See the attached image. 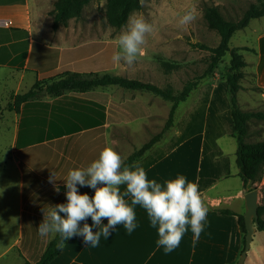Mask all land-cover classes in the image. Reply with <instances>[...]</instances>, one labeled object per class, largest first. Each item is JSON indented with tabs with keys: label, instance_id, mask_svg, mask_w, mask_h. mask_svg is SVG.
<instances>
[{
	"label": "crops",
	"instance_id": "obj_1",
	"mask_svg": "<svg viewBox=\"0 0 264 264\" xmlns=\"http://www.w3.org/2000/svg\"><path fill=\"white\" fill-rule=\"evenodd\" d=\"M53 3L54 0H0V19L9 20L7 26L0 25V101L6 100V106L12 95L28 90L37 80L48 81L64 71L109 72L115 65L112 60L115 52H111L108 39L91 36L77 39L79 35L66 30L67 25L54 30L49 14ZM255 26L251 27L256 33L253 41L244 44L248 47L247 51L253 54L251 61L245 59L247 64L244 69L252 73L254 87L246 89L240 81L237 97L239 100V95L243 94V102L239 101L243 108L264 110V20L260 22V27H256L258 31ZM216 88L206 87L205 92L199 87L198 92L207 95V99L203 100L205 104L212 102ZM65 95L101 103L104 121L77 131L46 137V127L43 126L46 120L41 107L31 113L40 123L36 133L28 131L27 127L20 129L21 113L6 107L12 113V146L2 169L7 183L13 182L18 187L20 239L11 236L5 242L0 249V264L38 260L52 238L38 235L37 227L43 219L41 209L66 202V189L60 186H65L62 178L69 169L86 167L109 141L114 142L116 150L126 157L155 132L158 124L159 115L149 107L148 101L132 94L114 99L108 86L84 92L70 91ZM59 97L40 90L37 100L51 103ZM188 97L185 101L190 99ZM199 98L195 102L189 100L186 107L191 106L178 119L175 112L173 124L137 160L142 163L148 178L157 182L163 183L177 174H183L190 181H198L209 208L207 222L198 241L193 244V234L189 230L179 247L165 253L162 247L157 246V229L151 227L146 211L137 206L138 226L131 234L123 224L117 225L108 238L101 237L98 247L85 244L81 236H74L65 241L63 250L49 264H238L245 234L239 226L238 214L243 215L245 211L244 195L249 190L243 186L235 162L236 143L231 135L233 127L229 102L228 106L216 102L214 111L205 115L198 110ZM3 115L0 112V120ZM133 120H139L136 127L131 125ZM262 122L264 119L250 121L246 141L264 138ZM252 127L258 130L250 131ZM139 133L142 142L137 146L135 135ZM33 135L41 136V139L28 141ZM53 172L55 180L50 182ZM55 186H59V193L55 191ZM254 186L258 207L262 206L260 216L264 218V165ZM86 189L79 190L82 193ZM2 214L8 216L6 211ZM87 223L92 224L90 217ZM102 223L107 224V219H102ZM93 230L97 229L93 227ZM5 231L7 223L2 221L0 233ZM15 246H18L16 253L9 259L4 258L7 251ZM243 264H264V231L256 226Z\"/></svg>",
	"mask_w": 264,
	"mask_h": 264
},
{
	"label": "trees",
	"instance_id": "obj_2",
	"mask_svg": "<svg viewBox=\"0 0 264 264\" xmlns=\"http://www.w3.org/2000/svg\"><path fill=\"white\" fill-rule=\"evenodd\" d=\"M95 0H54L53 8L49 11L52 16V28L56 30L59 26L67 25L71 18H78L86 4ZM141 8L140 0H105V15L107 21L114 27L124 26L130 14ZM264 15V0L251 2L237 19L226 17L215 4H205L203 8V19L208 28L213 29L219 40L215 46H208L204 43H193L192 45L204 48L209 51L208 63L204 70L194 79L186 80L181 89L175 90L171 85L159 86L149 81L138 78H130L121 74H112L108 71L98 72H77L64 71L51 80L35 81L32 86L20 93L11 96L7 108L21 113L20 129L27 127V130L36 133L39 122L36 115L41 107L46 127V137L61 135L83 128L100 124L104 121V107L94 100H82L68 97L66 92H84L96 87L116 85L124 89L144 90L151 92L170 102L167 117L161 130L152 134L139 147H135L127 156L125 164H132L139 160L173 124L174 113L179 102L185 100L192 89L197 85L198 79L213 73L221 58L229 52V60L223 69V77L227 84L228 102L231 122L233 127L232 136L235 139V162L238 174L247 190L255 188L254 182L260 178L264 165V138L255 141H246L245 137L249 132V123L252 120L264 119V110L246 109L241 107L237 92L241 88L240 80L244 76V67L247 62L244 58L241 46H229V40L236 30L246 27L252 18ZM166 70L175 67V63L162 61ZM45 88L46 93L52 97L60 96L53 102L41 103L37 100L40 90ZM30 113V115H29ZM49 114V116H48ZM42 125V124H41ZM45 137V136H43ZM41 136L33 135L28 141L40 140ZM66 189L65 186H60ZM90 196L94 189L87 188ZM82 192V193H84ZM262 206L257 208V229L264 231V218L260 216ZM232 213L231 211H227ZM238 223L245 232L243 215L238 214ZM59 236L51 238L46 244L42 254L35 262L24 260L23 264H49V262L60 252L56 248Z\"/></svg>",
	"mask_w": 264,
	"mask_h": 264
},
{
	"label": "clouds",
	"instance_id": "obj_3",
	"mask_svg": "<svg viewBox=\"0 0 264 264\" xmlns=\"http://www.w3.org/2000/svg\"><path fill=\"white\" fill-rule=\"evenodd\" d=\"M196 18L195 6L185 8L177 19V28H186ZM155 30V23L143 14L131 15L117 38L118 50L112 60L129 66L136 63ZM125 160L114 142L109 141L86 167L69 169L62 178L66 202L41 209L43 219L37 227L38 235L42 238L59 236L56 243L59 250H63L65 241L74 236H81L85 244L98 247L101 237L108 238L117 225L123 224L131 234L138 226L135 209L140 206L146 211L151 227L157 229V246L165 253L179 247L189 230L195 244L204 230L209 212L198 181L177 174L175 178L160 183L148 178L140 161L125 164ZM54 180L53 172L50 182ZM83 187L94 189V195L81 193L79 189ZM55 191L59 193V186H55ZM89 217L91 225L87 223ZM102 219H107V224H103ZM93 227L97 230L94 231Z\"/></svg>",
	"mask_w": 264,
	"mask_h": 264
},
{
	"label": "rangeland",
	"instance_id": "obj_4",
	"mask_svg": "<svg viewBox=\"0 0 264 264\" xmlns=\"http://www.w3.org/2000/svg\"><path fill=\"white\" fill-rule=\"evenodd\" d=\"M141 8L133 11V14H143L149 21L154 22L156 30L152 33L147 43L144 45V54L136 63L129 66L123 62L117 64L114 63V67H111L109 72L112 74H121L130 78H138L143 81H149L159 86L171 85L175 90L181 89L183 83L188 79H194L199 75L208 63L209 51L192 45L193 43H204L208 46H215L218 43L219 35L206 26L203 19V8L205 4H215L219 7L221 12L228 18L237 19L241 16L244 9L256 0H140ZM189 6H195L197 9L196 20L184 29L177 28V19L182 14L183 10ZM129 16V17H130ZM128 17V19H129ZM264 20L263 17H259L250 21L248 26L236 30L229 40V46L233 47L239 45L246 47V43L253 41V36L256 33L251 28L257 24L256 27H260V22ZM128 21V20H127ZM127 24V22H126ZM126 24L120 28L112 26L105 15V0L91 1L85 5L82 14L78 18H71L67 22L68 31H73L78 37L77 39L85 37H100L109 40L111 52L118 50L117 38ZM256 31L259 29L256 28ZM245 59L251 61L253 54L247 49H242ZM229 60V52L221 58L218 65L210 75H206L198 79L197 85L192 89V94L189 95V100L198 101V110L202 113L209 114L214 111L217 103H222L223 106H228V91L227 84L223 77L224 66L227 65ZM162 61H168L175 63V67L170 70H166L162 65ZM246 89L254 87L253 75L244 69V76L242 80ZM214 83V85L210 84ZM217 86L215 89L216 95L213 97L211 103L205 104L204 99H207V95H201L199 87L206 90V87ZM107 87V86H105ZM110 96L114 99L129 97L130 94L134 97H138L142 101H148L149 107H152L157 112L158 124L155 127V132L162 129L166 115L170 107V102L155 95L151 92L144 90H130L124 89L116 85H109ZM208 91L212 89L207 88ZM198 92V93H197ZM206 92V91H205ZM203 93V92H202ZM48 97V96H46ZM246 98V96H245ZM248 98V97H247ZM243 94L239 95V101L243 102ZM184 100L179 102L175 112L176 119L179 115L185 112L187 102ZM146 104V102H144ZM188 105V104H187ZM6 100L0 101V112H3V118L0 120V223L3 221L7 223V231L0 233V249L3 248L6 241L11 236L15 239H20L18 233V187L13 182L7 183L6 175H3L5 162L8 161L10 155V149L12 146V126L11 114L6 109ZM5 108V109H4ZM228 109V108H227ZM161 115V116H160ZM165 118H164V117ZM162 118H164L162 120ZM175 118V113H174ZM139 120H133L131 125L136 127ZM264 124V122H262ZM256 131L258 128L252 127L250 131ZM150 137V136H149ZM141 134L135 135L137 146L142 142ZM135 147V146H134ZM3 211L8 212L2 214ZM9 226L12 228L10 229ZM18 247V246H17ZM17 247H13L7 251L4 258L9 259L13 253H16Z\"/></svg>",
	"mask_w": 264,
	"mask_h": 264
},
{
	"label": "water",
	"instance_id": "obj_5",
	"mask_svg": "<svg viewBox=\"0 0 264 264\" xmlns=\"http://www.w3.org/2000/svg\"><path fill=\"white\" fill-rule=\"evenodd\" d=\"M45 88L42 89V92H45ZM245 211L243 212V222L245 227L244 234V247L241 250L240 256L238 258V264H243V261L246 256V252L249 249L250 242L252 240V233L257 225L258 218V202H257V189L253 188L245 193Z\"/></svg>",
	"mask_w": 264,
	"mask_h": 264
},
{
	"label": "built area",
	"instance_id": "obj_6",
	"mask_svg": "<svg viewBox=\"0 0 264 264\" xmlns=\"http://www.w3.org/2000/svg\"><path fill=\"white\" fill-rule=\"evenodd\" d=\"M9 24V20L7 19H0V25L7 26Z\"/></svg>",
	"mask_w": 264,
	"mask_h": 264
}]
</instances>
